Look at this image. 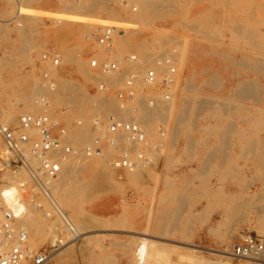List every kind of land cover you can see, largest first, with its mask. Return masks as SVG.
Listing matches in <instances>:
<instances>
[{
	"label": "rangeland",
	"instance_id": "rangeland-1",
	"mask_svg": "<svg viewBox=\"0 0 264 264\" xmlns=\"http://www.w3.org/2000/svg\"><path fill=\"white\" fill-rule=\"evenodd\" d=\"M132 1L137 4L135 10L119 0H21V8L12 0L13 6L0 10V19L7 18L0 23L1 121L15 122L20 112L39 109L32 99L48 87L42 76L46 70L57 83L52 111L59 116L69 109L72 113L70 119L57 117L73 143L90 140L98 130L97 117L103 118L106 112L129 117L133 114L129 106L136 107V116H131L145 121L149 140L160 142L163 137L158 151L147 150L150 163L133 171L111 167L110 153L66 162L54 196L72 223L66 226L55 215L52 221L46 216L52 207L40 194L31 196L43 206L37 208L31 199L27 202L22 220L29 242L34 247L59 242L55 264H93V255L99 253L105 255L101 264H132L130 257L133 264H160L167 256L170 260L181 257L179 264L227 259L218 251L229 244L235 231L264 232L257 212L264 205V61L257 68L246 65L251 64L244 59L248 55H241L232 41V0ZM100 24L122 29L118 36L129 44L114 42L119 58L131 52L150 55L175 48L180 73L168 105L149 109L141 93L146 84L139 78L132 87L135 96L126 109L120 108L117 89L122 86V73L117 74L120 82H112L113 77L118 79L113 75L107 88L99 89L105 75L89 61L106 58L100 56L106 54L104 47L93 37ZM9 33L16 39L24 35L28 50L18 40L16 44L6 40ZM44 51L58 53L60 64L43 60ZM200 55L204 56L199 60ZM64 80L79 82L84 89L61 90ZM37 83L42 85L40 91L34 87ZM104 96L107 102L98 101ZM78 109L86 111L88 120ZM159 124L165 129L163 136L157 130ZM77 126L88 133L76 140L70 129ZM65 165L71 168L63 176ZM2 169L0 179L13 178ZM125 185L128 200L121 211L104 214L90 209L91 202L109 192H124ZM53 224L58 226L55 233ZM77 231L79 235L73 234ZM228 260L259 264L244 257Z\"/></svg>",
	"mask_w": 264,
	"mask_h": 264
},
{
	"label": "built area",
	"instance_id": "built-area-1",
	"mask_svg": "<svg viewBox=\"0 0 264 264\" xmlns=\"http://www.w3.org/2000/svg\"><path fill=\"white\" fill-rule=\"evenodd\" d=\"M119 2L129 5L132 10L137 9L132 0ZM121 30L118 29L119 32ZM115 32V25L100 24L94 36L98 44L109 50ZM175 51L174 47H168L150 55L131 52L120 58L99 60L91 57L89 63L93 67L99 66L104 75L122 73V86L117 89L120 108H125L128 100L135 96L132 87L137 79L142 78L148 86L141 91L145 96L144 102L149 109H157L160 103L168 105L174 96L180 73ZM41 58L57 66L61 56L44 51ZM42 76L47 80L49 90H54L56 83L51 80L49 72L43 70ZM105 88L106 83L101 81L99 89ZM147 88L151 91H146ZM33 101L39 106L38 110L20 112L15 122L0 120V139L4 148L1 167L13 176L10 180L0 179V264H55L54 252L59 249V242L50 243L47 247L32 246L22 219L29 199L37 208L43 206L41 200L31 198L36 194H40L52 207L46 212L47 217L59 216V209L54 207V188L66 162L110 153L111 167L133 171L149 164L151 158L147 150L156 152L163 142V137L160 142L149 140L145 121L131 115L123 117L112 111L106 112L103 118L97 117L98 130L90 140L76 144L68 139L66 128L50 111L48 94L41 92L34 96ZM129 107L130 112L136 110L135 106ZM157 130L160 136L165 134L163 125L159 124ZM223 250V256L251 258L264 264V232L235 231ZM209 264L223 262L211 259Z\"/></svg>",
	"mask_w": 264,
	"mask_h": 264
},
{
	"label": "crops",
	"instance_id": "crops-1",
	"mask_svg": "<svg viewBox=\"0 0 264 264\" xmlns=\"http://www.w3.org/2000/svg\"><path fill=\"white\" fill-rule=\"evenodd\" d=\"M232 2L234 4L232 14V41L238 44V49L241 55H248L247 58L244 59L247 61L250 60L251 64L246 63V65L254 68L257 66L259 61L260 63L264 61V0H232ZM19 35L20 39L11 38L10 35V37L8 36L9 38L6 37V40L10 39L14 44L20 41L24 44L22 46L23 50H28L27 45H25L23 41L24 35ZM203 56L204 55H200L199 60ZM219 65H221L222 68H225L223 66L224 64L219 63ZM141 179L142 178L140 177L137 182L139 183ZM144 179L145 177H143V180ZM126 185L131 186L130 184ZM126 185L124 192H119L118 194L109 192L106 193L100 200L91 202L90 209L104 214L121 211V207L128 200V190Z\"/></svg>",
	"mask_w": 264,
	"mask_h": 264
},
{
	"label": "bare ground",
	"instance_id": "bare-ground-1",
	"mask_svg": "<svg viewBox=\"0 0 264 264\" xmlns=\"http://www.w3.org/2000/svg\"><path fill=\"white\" fill-rule=\"evenodd\" d=\"M15 1V3H16V6H18V8H21V0H14ZM76 1H78V0H76ZM165 1V0H164ZM197 1V0H196ZM148 2V1H147ZM156 3V2H155ZM185 4V3H184ZM8 6H13V3H12V0H0V10H3V9H5L6 7H8ZM142 8V7H141ZM157 9V8H156ZM138 10H140V8H138ZM138 10H137V12H138ZM73 12V11H72ZM140 12V11H139ZM152 12V11H151ZM143 13V12H142ZM141 13V14H142ZM143 16V15H142ZM4 19V18H3ZM1 20L0 21V23H6V22H2V21H6V19L5 20ZM10 20V19H9ZM9 20H7V21H9ZM111 21H112V19H111ZM115 20H113V22H114ZM135 26V25H134ZM5 27V26H4ZM238 32V31H237ZM25 33V32H24ZM18 34V33H17ZM215 34V33H214ZM118 35H121V33L118 31V29H117V27H116V32H115V34H114V36H113V44H112V47L109 49V50H107L104 46V49H105V51H106V54H105V52H103V54L102 55H100V56H106V58H119V57H116L115 56V54H114V51H113V45H114V42L116 41V42H118V44L119 45H122V46H127L128 44H129V42L127 41V40H125V39H122V38H120ZM10 37V33L7 35V37ZM77 36V35H76ZM184 36V35H183ZM253 36V35H252ZM8 37V38H9ZM93 37H95V36H93ZM20 39V38H19ZM96 40V39H95ZM97 42V41H96ZM258 42V41H257ZM14 44V43H13ZM253 44H254V42H253ZM102 46V45H101ZM119 47V46H118ZM116 49V48H115ZM197 51V50H196ZM141 52V51H140ZM70 53H73V52H70ZM117 53V52H116ZM198 54H200V53H198ZM99 56V55H98ZM196 56H197V54H196ZM77 57V56H76ZM198 58V57H197ZM45 61H49V60H45ZM79 61V60H78ZM83 65V64H82ZM55 66V65H54ZM95 67H98V66H95ZM82 68H84V67H82ZM257 68V67H256ZM99 70H100V68H99ZM255 71V70H254ZM49 72V71H48ZM50 73V72H49ZM118 73H115V74H113V75H117ZM113 75H110V76H108V75H105V78L103 77V78H100V81H104L105 83H106V85H107V83H108V81H109V78H111ZM50 76L52 77V75H51V73H50ZM118 76V79H115L114 77H113V81L112 82H118V80L120 79V77H119V75H117ZM214 77V76H213ZM216 77V76H215ZM117 78V77H116ZM66 80H64L63 82H65ZM121 80H119V82H120ZM56 82V81H55ZM255 82V81H254ZM41 83V82H40ZM67 83V84H66ZM100 83V82H99ZM57 84V83H56ZM62 84V83H61ZM112 84V83H111ZM114 84V83H113ZM117 84V83H116ZM212 84V83H211ZM38 83L36 84V86H34V87H36V88H38L39 86L41 87L42 85H38ZM48 85V84H47ZM191 85V84H190ZM27 86H29L28 84H27ZM81 87H79V82L77 83V82H72V81H66L65 82V84L63 85V87H61V90H63V89H71L70 91H76V90H73V89H77V88H83V86L82 85H80ZM99 86V85H98ZM116 86V85H115ZM216 87V86H215ZM33 88V87H32ZM47 89H49L48 87H46ZM20 89V88H19ZM39 89V88H38ZM41 89V88H40ZM40 89H39V91H40ZM47 89L45 90V93H47V94H49V93H51V94H49L48 95V97H49V109H50V111L57 117V116H59V115H56L53 111H52V106L54 105V103H55V100H56V94L55 93H53V92H55L56 91V88L54 89V90H50V91H47ZM84 89V88H83ZM37 91V90H36ZM38 91V92H39ZM47 91V92H46ZM68 91V90H67ZM102 93H105L106 91H101ZM71 93V92H70ZM24 94V93H23ZM80 94V93H79ZM27 95V94H26ZM29 95V94H28ZM32 95V94H31ZM81 95V94H80ZM85 95V94H84ZM81 96H83V95H81ZM86 96V95H85ZM88 96V95H87ZM89 97V96H88ZM105 97V96H104ZM31 98H33L32 96L30 97V99ZM80 98V97H79ZM84 98V97H83ZM90 98V97H89ZM100 98V99H99ZM98 99V101H100L101 100V102H104L105 100H106V102L108 101L107 99H106V97H105V99L104 98H101V97H99ZM211 98V97H210ZM74 99V98H73ZM90 99H93V98H90ZM97 100V99H96ZM244 100V99H243ZM19 101V100H18ZM83 101V100H82ZM93 101H95V99L93 100ZM26 102H27V100H26ZM84 102V101H83ZM105 102V103H106ZM73 103V102H72ZM71 103V104H72ZM78 103H80V102H78ZM91 103H93V102H91ZM27 104V103H26ZM32 104H33V106L35 107V108H38L36 105H34V102H33V99H32ZM75 104V103H74ZM96 104V103H95ZM28 105V104H27ZM30 105V104H29ZM73 105V104H72ZM72 105H71V108H72ZM79 105H81V104H79ZM83 105V104H82ZM81 105V106H82ZM93 105V104H92ZM101 105V104H100ZM70 106V105H69ZM78 106V105H77ZM93 106H95V105H93ZM79 107V106H78ZM77 107V108H78ZM83 107H84V105H83ZM82 107V108H83ZM103 107V106H102ZM96 108H98V106L96 105ZM100 108V107H99ZM72 109H74L75 110V108H74V105H73V108ZM84 109V108H83ZM83 109H78L76 112L79 114H82V117L85 119V120H88V118H87V114H86V111L85 110H83ZM122 109H126V107L125 108H122ZM91 110H94V108L93 109H91ZM94 112V111H93ZM95 113V112H94ZM102 113V112H101ZM133 114H131V115H133V116H136V114H134V112H132ZM75 114V113H74ZM73 114V116H75ZM88 115H90V113L88 114ZM93 115V114H92ZM97 115H99V111H98V114ZM72 116V113H71V111H70V109H69V111H68V113H66V114H61V116H59L60 118H63V119H70V117ZM80 116V115H79ZM77 117H78V115H77ZM58 118V117H57ZM60 118H58V119H60ZM150 118V117H149ZM167 119V118H166ZM79 121H81L80 119H79ZM91 122H93V120L91 121ZM85 123H86V121H85ZM193 124V123H192ZM81 126L82 125H84L83 123L82 124H80ZM86 125V124H85ZM89 125V124H88ZM78 127H80V126H77V128ZM75 129L74 127H71V129H70V135H72L75 139L77 138V139H81L83 136H85V135H87V133H88V131L85 129V130H83L81 127V129L79 128V129ZM94 128V127H93ZM148 133V132H147ZM68 134V133H67ZM70 138V137H69ZM70 139H72V138H70ZM74 139V140H75ZM76 139V140H77ZM84 139V138H83ZM73 140V139H72ZM73 142V141H72ZM250 146V145H249ZM3 154H4V148L0 145V170H1V166H2V162H1V157L3 156ZM225 154V153H224ZM66 167V168H65ZM68 166H64V174H62L63 176H65V175H67L68 173V171L70 170V168H69V170H68ZM74 169V168H73ZM2 171L3 172H5L6 170L5 169H2ZM76 171V170H75ZM70 173V172H69ZM74 173V172H73ZM136 175V174H135ZM60 176V175H59ZM13 177V176H12ZM136 177H138V176H136ZM8 178V177H7ZM59 180H60V177H59ZM59 182V181H58ZM57 182V183H58ZM78 183V182H77ZM56 184V183H55ZM60 184V183H59ZM87 184V183H86ZM88 185V184H87ZM84 188V187H83ZM86 188V187H85ZM185 189V188H184ZM86 192V191H85ZM81 193V192H80ZM86 194V193H85ZM85 196V195H84ZM262 197H263V195H262ZM258 198V197H257ZM264 198V197H263ZM83 199V198H82ZM86 199V198H85ZM84 200V199H83ZM261 200H262V198H261ZM54 201H55V203H56V207H55V204H54V207H55V209L57 208V209H59V212H60V214H59V216H57L59 219H60V217L62 218V220L64 221V223H65V225L67 226V224H68V226H69V223H72V221H71V219L67 216V213L65 212V210L57 203V201H56V199H55V197H54ZM260 201V200H259ZM77 202V201H76ZM261 202V201H260ZM264 202V201H263ZM28 204V203H27ZM76 204V203H75ZM251 204V203H250ZM253 204V203H252ZM28 206V205H27ZM29 207V206H28ZM231 207V206H230ZM33 208V207H32ZM229 209V208H228ZM257 209V208H256ZM29 210V209H28ZM231 210V209H230ZM236 210V209H235ZM258 211V215H259V221L262 223V225L264 224V205H263V207L262 208H258L257 209ZM30 211V210H29ZM75 211V210H74ZM133 211H135V208H133ZM229 211V210H228ZM232 211V210H231ZM234 211V210H233ZM29 213V212H28ZM43 216V215H42ZM132 216V215H131ZM49 218V217H48ZM43 219V218H42ZM55 219V217L54 218H52L51 220L53 221ZM132 219H134V217L132 218ZM55 221V220H54ZM134 221V223L135 222H137V221H135V220H133ZM263 227V226H262ZM261 228V227H260ZM51 230H52V232H57L58 231V226H57V224H53V226H52V228H51ZM75 232V231H74ZM73 232V234H75V235H79V233H78V231L76 232V233H74ZM67 233H70V231L69 232H67ZM69 235H71V233L69 234ZM68 236V235H67ZM65 240H67L66 238L64 239V241ZM63 241V242H64ZM71 241V240H70ZM67 242L68 241H66L65 243H64V245L65 244H67ZM138 242V241H137ZM125 244V243H124ZM63 245V246H64ZM117 245V244H116ZM62 246V247H63ZM97 246V245H96ZM61 247V248H62ZM165 249V248H164ZM223 251L224 250H219L218 251V255H222L223 254ZM101 252V251H100ZM196 255V254H195ZM179 256H180V254H179ZM166 258V257H165ZM165 258H163V260L161 259L160 260V264H179V260H180V258H178L179 260H174V259H169L168 258V256H167V261H165L164 262V260H166ZM206 258V257H205ZM229 258H231V257H227V259H222V258H219L220 260H222V262H223V264H231L232 262L230 261V260H228ZM102 259H105V255H104V253H99V254H95V255H93V257H92V263L93 264H101V261H102ZM107 259V258H106ZM109 259H110V257H109ZM169 259V260H168ZM210 259H213V258H210ZM137 259H135V261H136ZM105 261V260H104ZM162 261V262H161ZM173 261V262H172ZM106 262V261H105ZM130 262H133V263H135L134 262V259L132 258V257H130ZM184 262V261H183ZM228 262H231V263H228ZM58 263H59V261H58ZM132 263V264H133ZM182 263V262H181ZM187 264H189L188 262H186ZM185 262H184V264H186ZM190 263H192V262H190ZM183 264V263H182Z\"/></svg>",
	"mask_w": 264,
	"mask_h": 264
}]
</instances>
